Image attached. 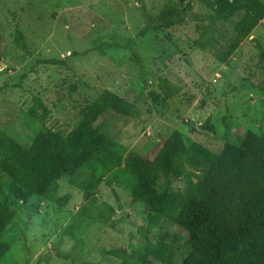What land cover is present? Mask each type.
I'll use <instances>...</instances> for the list:
<instances>
[{
    "label": "rangeland",
    "instance_id": "obj_1",
    "mask_svg": "<svg viewBox=\"0 0 264 264\" xmlns=\"http://www.w3.org/2000/svg\"><path fill=\"white\" fill-rule=\"evenodd\" d=\"M169 4H190L192 10L139 37L146 25L140 5L156 17ZM204 10L198 0H0V129L23 144L42 127L67 133L80 112L110 89L138 109L122 142L148 159L173 130L216 153L226 143L239 145L250 131L264 137V56L257 47L264 48V16L221 63L192 45L193 16ZM242 14L225 28L232 31ZM16 28L27 39L28 53L16 46ZM53 57H65L68 67L35 66ZM161 77L181 91L154 101L149 91L160 92ZM33 97L51 110L44 123L28 114ZM206 121L214 131L199 128ZM0 179L15 211L1 237L10 250L0 264H143V255L151 264L181 261L172 238H184L185 231L165 218L149 222L147 206L123 187L113 186L114 194L103 180L85 199L63 180L57 189L62 205L37 196L22 203L11 195L7 177ZM160 242L168 244L164 261L153 255Z\"/></svg>",
    "mask_w": 264,
    "mask_h": 264
},
{
    "label": "trees",
    "instance_id": "obj_2",
    "mask_svg": "<svg viewBox=\"0 0 264 264\" xmlns=\"http://www.w3.org/2000/svg\"><path fill=\"white\" fill-rule=\"evenodd\" d=\"M198 1L205 10L193 16L196 37L192 45L210 51L221 63L227 62L264 16V5L253 0ZM140 6L146 25L139 37L162 31L164 25L192 10L190 4L185 8L169 4L154 17ZM240 12L241 18L228 31L225 25ZM14 41L20 50L29 52L18 28ZM257 47L264 56V48ZM37 65L68 67L65 57L41 58ZM157 85L160 92L149 91L154 101L162 94L170 99L181 91L180 85L167 78H159ZM32 101L29 116L46 122L51 110L38 97ZM137 115L134 103L104 89L67 133L42 127L30 144H23L0 129V177H7L11 195L22 203L37 196L57 205L63 202L57 194L60 181L77 187L89 199L104 180L114 194L113 186H120L142 201L149 222L165 218L185 231L184 238H172L181 247L179 264H264V137L250 131L239 145L226 143L216 153L173 130L153 159H148L129 151L122 142L125 129ZM199 128L214 131L207 121ZM14 217L0 179V261L10 250L1 237ZM167 250L168 244L160 242L153 255L164 261ZM140 260L151 264L145 255Z\"/></svg>",
    "mask_w": 264,
    "mask_h": 264
}]
</instances>
